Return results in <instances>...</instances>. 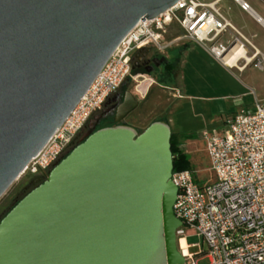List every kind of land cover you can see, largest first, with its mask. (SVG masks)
<instances>
[{
	"label": "water",
	"instance_id": "water-1",
	"mask_svg": "<svg viewBox=\"0 0 264 264\" xmlns=\"http://www.w3.org/2000/svg\"><path fill=\"white\" fill-rule=\"evenodd\" d=\"M177 1L0 0V198L123 37ZM137 106L127 91L116 122ZM98 119L0 220V264H184L170 124Z\"/></svg>",
	"mask_w": 264,
	"mask_h": 264
},
{
	"label": "built area",
	"instance_id": "built-area-1",
	"mask_svg": "<svg viewBox=\"0 0 264 264\" xmlns=\"http://www.w3.org/2000/svg\"><path fill=\"white\" fill-rule=\"evenodd\" d=\"M237 1L242 9L250 10L248 3ZM174 26L180 34L170 35ZM228 30L236 36L224 42L222 35ZM183 39L202 46L227 67H232L226 57L233 48L244 49L250 44L217 1L178 0L160 15L141 19L123 37L86 93L29 160L20 177L43 174L47 178L106 101L128 79L140 76L132 71L136 51L150 46L165 53ZM253 56L254 66L262 68L264 56L258 52ZM201 135L213 176L201 182L193 169L173 171L171 179L177 187L173 211L182 222L176 230L177 242L188 233L200 236L208 245V264H264V103L256 100L253 106L240 108L222 129L203 130ZM179 250L185 257L184 264H197L199 252L186 256Z\"/></svg>",
	"mask_w": 264,
	"mask_h": 264
},
{
	"label": "crops",
	"instance_id": "crops-1",
	"mask_svg": "<svg viewBox=\"0 0 264 264\" xmlns=\"http://www.w3.org/2000/svg\"><path fill=\"white\" fill-rule=\"evenodd\" d=\"M214 1H217V5L227 19L250 44H245L244 49L242 48L243 55L241 60L237 61L238 63H235L236 65L234 64L232 67L222 65L207 52H200L197 49L199 45L193 46L191 44L192 41L188 39L181 40L182 45L172 49L174 52L172 57H168L166 54L168 57L166 59L173 62L175 66L177 61L182 60L185 67V74L181 79L183 92L181 93L178 89V95H175L180 99V110L170 124L174 133H192L197 131L194 126L180 119L183 112L193 106L195 100L203 102L215 101L217 103L211 109V112H218L211 118L218 122V125L213 129H222L227 119L240 108L253 106L256 100L264 103V66L258 68L251 62L255 52L264 56V0H242L249 4L250 10L242 9L240 2L237 0H204L203 2ZM234 36H236V33L228 30L222 35V40L224 42L230 41ZM198 68L203 69V71H210L211 74L206 76L204 71L202 76H200ZM193 72H196V76L195 74L192 76ZM188 73L191 74L187 75ZM202 78L209 82L215 81L218 87H223L226 90L224 92L217 90L216 95H208L204 91L200 93L192 92L191 86L194 81ZM152 86H147L146 90H150ZM216 115H220L223 118L220 119ZM201 133L202 131L198 132L200 135ZM196 137L195 135L194 138Z\"/></svg>",
	"mask_w": 264,
	"mask_h": 264
},
{
	"label": "rangeland",
	"instance_id": "rangeland-1",
	"mask_svg": "<svg viewBox=\"0 0 264 264\" xmlns=\"http://www.w3.org/2000/svg\"><path fill=\"white\" fill-rule=\"evenodd\" d=\"M180 33L181 30L176 26L170 30V35H177ZM191 44L197 46L195 42H192ZM181 45V42H179L167 49L166 54L168 57L173 56V48L180 47ZM197 49L200 52H207L202 46L197 47ZM168 57L166 56L165 58ZM207 64L210 66L209 63ZM198 69L200 70V76H202L205 70L203 71L201 68ZM205 73L206 76L211 74L210 71H205ZM173 74L174 78L169 81L166 78L165 73L161 71V69H158L151 71L149 74H140L135 80L128 83V90L138 100V106L127 115L128 117L125 118L128 126L142 131L151 123L159 120H166L171 124L174 116L180 110V99L175 95H178V89L181 93L183 92L181 79L185 74V67L182 60L176 62ZM190 74L191 73H188L187 75ZM192 74V76H194V74L196 76V72H193ZM159 78H162L165 83L169 81V86L167 87L166 85L161 84L158 80ZM153 80H155L156 83H154ZM149 85L153 86L150 90H146ZM191 87V90L194 93L204 91V93H207L208 95H216L217 90H221V92L226 90L223 87H218V84L215 81L209 82L203 78L199 80L196 79ZM216 104L215 101L203 102L195 100L193 106L186 109L180 119L194 126L198 132L213 129L218 125V122L211 119L216 113H218H214V111L211 112V109L214 108ZM216 116H219L220 119L223 118L220 115ZM197 131L192 132L197 136L196 138L191 140H181L180 148L189 155L192 169L195 171L197 178L201 182H205L209 177H212L213 174L210 170L206 149L204 148L205 140ZM29 177L31 176L28 174L19 177L0 198V219L4 217L6 212L12 207V205H14L15 199L20 195L22 187L25 185ZM184 239L187 244L193 245L190 249L191 252L197 251L200 253V255L196 256V259L198 260L197 264H208L209 259L206 257V252L208 251L207 243L203 242L201 237L194 233L186 234ZM177 243L179 245V242Z\"/></svg>",
	"mask_w": 264,
	"mask_h": 264
},
{
	"label": "flooded vegetation",
	"instance_id": "flooded-vegetation-1",
	"mask_svg": "<svg viewBox=\"0 0 264 264\" xmlns=\"http://www.w3.org/2000/svg\"><path fill=\"white\" fill-rule=\"evenodd\" d=\"M165 57H166V52L159 53L155 48L150 47V46L144 49L138 50L133 54L132 71L133 73L139 74V75L149 74L151 71L158 70V69H161V71H163L165 62L167 60ZM130 81L131 79H128L120 87V89L106 101L102 110L92 117L94 118L95 116H99L95 130L105 128V127L115 126L118 124L127 125L125 118L128 116H126L121 122H116V118L118 115V110L125 100L126 92L129 91L127 85ZM88 124L85 127V129L82 131V133L73 142L72 144L73 147L79 144L82 138L89 132ZM45 179L46 177L43 174H40L34 177L32 176L29 177L25 185L22 187V191L20 195L15 199L14 205H12V207L6 212V214L17 204L19 200H21L32 189L40 185Z\"/></svg>",
	"mask_w": 264,
	"mask_h": 264
},
{
	"label": "trees",
	"instance_id": "trees-1",
	"mask_svg": "<svg viewBox=\"0 0 264 264\" xmlns=\"http://www.w3.org/2000/svg\"><path fill=\"white\" fill-rule=\"evenodd\" d=\"M174 68H175V65L173 64V62L167 59L165 62V66L163 68V72L165 73V76L169 81L173 79ZM158 80L161 84L169 86V81L165 83V81L162 78H159ZM194 137H195L194 133H179L178 134V133L172 132L171 150L173 153V160H174L173 171L192 169L190 157L187 153H185L180 148V145H181V140L193 139Z\"/></svg>",
	"mask_w": 264,
	"mask_h": 264
},
{
	"label": "bare ground",
	"instance_id": "bare-ground-1",
	"mask_svg": "<svg viewBox=\"0 0 264 264\" xmlns=\"http://www.w3.org/2000/svg\"><path fill=\"white\" fill-rule=\"evenodd\" d=\"M242 55H243L242 48L234 47L232 50V54L226 57V61L228 64L233 66ZM178 242H179L178 247L183 251L184 255L189 256L192 254V252L190 251L192 246L187 244L184 238H181Z\"/></svg>",
	"mask_w": 264,
	"mask_h": 264
}]
</instances>
